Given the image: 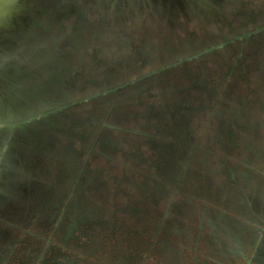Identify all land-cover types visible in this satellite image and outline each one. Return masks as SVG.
Wrapping results in <instances>:
<instances>
[{"label": "flooded vegetation", "instance_id": "af4514ba", "mask_svg": "<svg viewBox=\"0 0 264 264\" xmlns=\"http://www.w3.org/2000/svg\"><path fill=\"white\" fill-rule=\"evenodd\" d=\"M19 1L0 0V19L12 16ZM192 1L189 7L218 18L227 31L217 27L215 36L202 29L201 38L198 31H186L176 39L157 33L150 0H32L24 5L16 44L0 55V161L10 148L24 170L16 178L24 193L21 204L0 219V264H146L151 258L155 264H237L264 253V84L240 88L243 77L235 71L245 42L256 40L264 49V31L139 79L264 27V2L246 17L252 25L237 31L212 4ZM217 55L229 60L231 82L202 96L209 110L205 123L198 120V107L169 118L174 100H164L152 112L131 107L162 75ZM259 68L264 73V66ZM56 107L61 110L44 122L14 126ZM94 113L100 121L91 123L96 130H78ZM120 120L124 125L116 123ZM151 121L160 122L159 129ZM190 122L202 128L198 138L178 128ZM113 134L127 149L151 144L156 161L136 169L125 160L110 163L116 152L126 153L113 145ZM128 178L137 192L146 190V202L125 186L113 191L110 182L124 185ZM170 183L177 186L168 195L164 187ZM13 197L12 191L3 205L10 206ZM95 201L113 206L114 212L127 211L134 224L118 226L115 215L110 219ZM117 231L146 253L115 244L106 248L105 240Z\"/></svg>", "mask_w": 264, "mask_h": 264}, {"label": "rangeland", "instance_id": "374dc122", "mask_svg": "<svg viewBox=\"0 0 264 264\" xmlns=\"http://www.w3.org/2000/svg\"><path fill=\"white\" fill-rule=\"evenodd\" d=\"M31 1L32 0H20L18 5L15 7L16 9L13 11L12 16L5 17V21L0 26V55L5 54L6 52L9 53L12 47H14L16 44L18 38L17 29L19 28L20 22L26 18L24 5L31 3ZM150 1L154 6L151 12L155 15L156 19V21H152V28L157 33H159V31H163L168 36L176 39L185 36L187 33L186 31H198L200 38L204 33L202 29L212 31L215 36H217L219 33L217 27L221 28L223 31H227L226 27L221 26V21L218 18L212 17V20L209 19L204 14L203 10L194 4L192 7H189L190 4H192L191 2H193L192 0ZM205 1L212 4L216 11L227 16L231 22L232 28L237 31H242L243 29L252 25V21L246 17H248L249 14H255L260 4L264 2V0ZM157 5L160 6V9L156 8ZM228 62L229 60H227V57L220 58L218 55L215 57L209 56L200 59L196 63H191L185 68L183 67L176 69L173 72L166 73L162 75L158 81L152 82L150 85L153 86L149 90H144L139 97H136L133 101H131V107L136 110H150V112H152L155 108L158 109L159 107H162L164 100L169 104L172 103L171 100H174L175 103H172L173 105L171 104L172 112L169 114V118H174V114L183 112L186 107H198L202 111L198 120L202 121V123H205L208 118L209 110L204 109L205 104L201 100L202 96L206 95L207 92H211L212 89H219V86L225 88V84L227 85L228 82H231L230 76H228L226 72V65H228ZM233 62L235 61L233 60L232 63ZM237 62L238 65L236 66L235 71L237 72L238 70V73L243 77L237 84L240 88H245L246 84L252 88H254V86H261L264 84V73L263 70L259 68V66H264V49L256 44V40L245 42V48L240 57L237 59ZM149 86L146 87L148 88ZM211 107L215 108V105L212 103ZM92 117L94 119L92 121L90 120L89 124L85 122L82 126H78L77 129L80 130L81 128H86V130H88L87 132H94L97 126L94 127L93 124L97 125L100 121L98 119V113L92 114ZM124 122V120H120L116 123L118 125H124ZM151 122H153V126H156L157 129H159L161 125L160 122ZM195 124L196 122H190L185 126L178 128L183 131V133H187L189 131L192 136L198 138L203 134V130L202 128L197 127ZM148 125L151 127L149 123ZM174 132L176 133V131ZM164 139L171 141L173 140V138L170 136H165ZM112 143L113 145H117L126 149V153L116 152L113 155V159L110 161V163L118 161L121 164L123 163V160H125L124 164L126 166L131 167L132 169L134 167L136 169L138 166H144L143 163H147L150 160L156 161L157 157L155 155L154 149L149 143H143L139 145L138 148L128 147L127 149V146L123 145L124 143H121L120 137L116 134L112 135ZM171 151L172 150H170V152ZM4 158L0 161V219L3 214L4 217H9V215L15 213L16 209L14 208L21 204L19 197L24 194L20 183L16 181L18 173H21L24 170L21 169L19 161L13 157V151L10 148L4 155ZM134 159L136 161L138 159L144 160H139V162H136ZM130 162H134V164ZM121 171L122 170L120 168L119 176ZM49 177V175H46L43 177V179L47 180ZM7 179H9L8 182ZM128 179L129 180H127L124 185H117L115 182H110L113 191H117L118 188L120 190L122 186H125V189L129 190L130 192H136V195L140 201L146 202V200L142 199L143 196L146 195V190L137 192L133 183H130L131 179ZM11 185H13V189L10 188ZM176 186L177 183H170L165 184L164 188L169 190L167 194L170 195L171 191H173ZM12 191L13 196H15V198L13 197L12 204L10 206L3 205V200H5V198L10 195ZM179 191H182V189L180 188ZM125 198L126 196L123 195L122 199ZM98 202L99 201H95V204L101 209V211H104V213L109 216L110 219L112 218L113 214L115 215L117 222L119 221L118 226H124L125 222L128 224H134V219L130 220V218H128L127 211L114 212L113 206L109 204L104 206V204ZM166 204L167 203L161 204L160 209L164 210ZM139 206L138 208H140ZM170 216L171 214L169 213V217ZM135 225L137 226L136 230H138L139 224L136 222ZM136 233L138 234V231ZM173 238L176 240L175 236ZM105 241L107 243L106 248H111L115 244L121 249H136L134 252L137 253V255H144L146 253L145 249L136 246L138 245L136 241H132V239L130 241L120 239L118 231L115 233L114 239L107 237ZM180 249H183L185 255L189 254V248L185 244H181ZM152 253H155V251ZM154 256V254L151 255V257ZM111 258L113 257L111 256ZM153 262L154 259L151 258V261L147 262L146 264H155ZM237 264H264V253H261L259 256L254 258L243 260Z\"/></svg>", "mask_w": 264, "mask_h": 264}, {"label": "water", "instance_id": "95a60500", "mask_svg": "<svg viewBox=\"0 0 264 264\" xmlns=\"http://www.w3.org/2000/svg\"><path fill=\"white\" fill-rule=\"evenodd\" d=\"M260 31H264V27H261V28L255 29V30H253V31H251V32L245 33L243 36H239V37L235 36V37L232 38V39L225 40L223 43H220V44H218V45H216V46H213V47H210V48H208V49H205V50H203V51H201V52H199V53H195V54H192V55H190V56H186V57H184V58H182V59L176 60V61H174V62H172V63H170V64H166L165 66H163V67H161V68H159V69H156V70H154V71H152V72L146 74L145 76H142V77L139 78V79H144V78H146V77H150V76H154V75H157V74H161V73L164 72V71L172 70V69H174L175 67H177V66H179V65H181V64H186L187 62H189V61H191V60H195V59L201 57V56L204 55V54H207V53H210V52H214V51H216L217 49H220V48H222V47H224V46H226V45H229V44L232 43V42L238 41V40H240V39H242V38H244V39H248L250 36H252V35H254V34H257V33H259ZM135 81H137V80H133V81L130 82V83H133V82H135ZM130 83H127V84H124V85H121V86H117V87H115V88L109 90L108 92H114V91H116V90H118V89H122V88L128 86ZM98 96H99V94H96V95L93 96V98H96V97H98ZM65 107H67V106H65ZM60 110H61V108H59V107H56V108H54V109H50L49 111L45 112L44 114H38V115H36V116H31L30 118H28V119H26V120H23V121H21V122L15 124L14 126H15V127H18V128H24L25 126H27V125L30 124V123H37V122L40 123V122H44V121H46V120H47V119H48L53 113H55V112H57V111H60Z\"/></svg>", "mask_w": 264, "mask_h": 264}, {"label": "bare ground", "instance_id": "6f19581e", "mask_svg": "<svg viewBox=\"0 0 264 264\" xmlns=\"http://www.w3.org/2000/svg\"><path fill=\"white\" fill-rule=\"evenodd\" d=\"M4 19H0V26L2 25V23L4 22Z\"/></svg>", "mask_w": 264, "mask_h": 264}]
</instances>
